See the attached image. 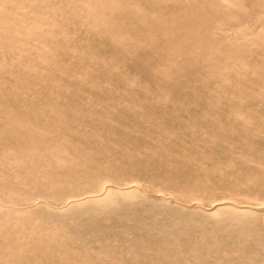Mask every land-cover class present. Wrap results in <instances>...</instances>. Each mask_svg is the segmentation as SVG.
I'll use <instances>...</instances> for the list:
<instances>
[{
  "label": "rangeland",
  "instance_id": "obj_1",
  "mask_svg": "<svg viewBox=\"0 0 264 264\" xmlns=\"http://www.w3.org/2000/svg\"><path fill=\"white\" fill-rule=\"evenodd\" d=\"M33 2L17 8L38 13L40 33L13 26L0 41V264H264V211L212 214L264 202L263 134L203 135L194 56L189 69L170 44L112 41L135 26L105 31L69 0ZM72 145L94 162L70 165ZM134 181L136 198L99 214L58 211Z\"/></svg>",
  "mask_w": 264,
  "mask_h": 264
},
{
  "label": "bare ground",
  "instance_id": "obj_2",
  "mask_svg": "<svg viewBox=\"0 0 264 264\" xmlns=\"http://www.w3.org/2000/svg\"><path fill=\"white\" fill-rule=\"evenodd\" d=\"M33 1L34 0H0V5L3 8L0 9V31L3 32L2 34H6L0 41L9 38L10 35L7 36V33L12 34V32H14L12 29L13 26H20L21 28L25 27L29 35H37L40 33L39 21H41V19L38 20V17H36L38 16V13H35L34 11L25 12L24 8H22L24 7L23 5H20L22 6L21 8H17L20 3L27 6L37 5V3L34 5ZM42 1L43 0H41V2ZM69 1L70 4L73 5V12L78 9H84L87 14L86 19L88 22L94 26H102L105 31H108L109 28H114L115 32H117L120 27L125 25L136 27L133 34H129L130 39L127 37H118V34L114 36L112 35L111 39L114 43L126 45L128 40H134V45H138L143 42L150 44L152 41H160V43L170 44L172 46L170 49L166 50V57H173L182 53L181 56H184L185 62H187V68L190 69L193 64H195L196 82L199 84L198 105L202 112L200 119L203 121L201 122V124L203 123L202 131L205 129V134L203 135L207 136L209 133V137L214 136V139L225 138L226 140V138H228L227 136H232L233 134L237 135V133L243 129L242 133H239L241 136L244 133V128H247L249 130V133H246L247 131H245V134L247 135L252 134L257 136L258 134H263L264 155V0ZM44 7L47 6L44 5ZM29 20H33V24L28 26L26 24ZM141 28H147L148 30L144 33L139 30ZM1 37L2 36L0 35V38ZM11 42L7 43L11 44ZM14 44L12 45L14 46ZM3 46L5 45H2V47ZM17 46L18 45H16V47ZM0 51L2 52V50ZM192 56L195 57L193 61H196L195 63L193 62V64L190 62ZM42 130L44 131L43 128ZM44 136L46 135L44 134ZM9 138H11V136ZM43 139L45 142L41 143V145H43L44 149H49L51 142L47 141L46 138ZM12 140L11 142H13ZM225 140H220V144H227L232 139L230 138L228 142ZM228 145H231V142L226 146ZM231 146L234 145L232 144ZM72 147L76 151L73 154L77 153V155L74 158L75 161L67 159L70 165H73L74 162L75 164L94 162L93 158L82 155L81 153L83 151L81 152L73 145ZM57 148H60V146H57ZM40 149L42 148L40 147ZM128 149L130 150L129 147ZM221 149L222 151L225 149L227 150V148ZM35 150L37 151V149ZM46 152L48 151L46 150ZM67 152H69V150H67ZM195 162L198 161L195 160ZM92 167L90 169H93ZM189 167H191V165ZM70 168L72 167H69V169ZM62 171L64 172V170ZM83 172L84 171L80 172V174L83 175ZM105 176L107 177V175ZM99 179H101V177H99L98 180ZM90 183H92V181ZM138 189L139 185L135 181L123 187H113L109 184L104 185L100 193L89 194L82 198L72 197L63 207H60L58 211L61 214H66V218L71 219L72 221L74 218L99 214L106 209L119 204L120 201L133 200L138 195ZM262 193L264 194V192ZM47 194L52 196L48 192ZM249 197L253 196L250 194ZM162 199L164 198L162 197ZM0 205H2L1 202ZM6 206H3V208ZM48 206L50 205H47V207ZM54 208L57 209V207ZM212 208L214 210L212 214L226 212L227 214L234 216L236 219H239L240 217H246L253 212L264 211V202L249 206L239 205L231 199H228L216 203ZM209 209L211 212L212 209ZM252 217L253 219H256L257 216ZM21 248L22 247L18 248L16 246L10 247L11 251L14 253L20 251ZM249 262L253 263L251 261Z\"/></svg>",
  "mask_w": 264,
  "mask_h": 264
}]
</instances>
